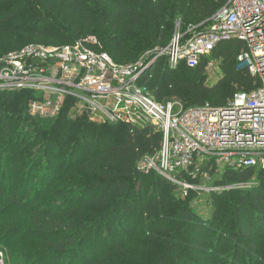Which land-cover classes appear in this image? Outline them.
Returning a JSON list of instances; mask_svg holds the SVG:
<instances>
[{
	"label": "trees",
	"instance_id": "trees-1",
	"mask_svg": "<svg viewBox=\"0 0 264 264\" xmlns=\"http://www.w3.org/2000/svg\"><path fill=\"white\" fill-rule=\"evenodd\" d=\"M106 1L112 6L107 10L105 21L99 22L95 15L97 0H70L64 9H53L52 15L56 18L52 23L48 24L47 20L37 28L35 2L0 0V33L36 31L41 38L63 42L61 47L99 34L102 38L96 50L107 53L118 65L136 63L143 57L150 64L157 53L172 42L177 24L188 36L190 27L207 23L229 0ZM43 7L47 11L52 8L48 0L43 2ZM243 48L242 42L237 40L223 42L195 69L185 63L171 69L167 58L161 57L141 79L159 103L175 100L185 109L207 104L224 107L236 93L252 92L260 86L259 80L238 62ZM148 52L150 54L146 55ZM210 61H219L222 71V78L215 85L207 84ZM34 99L36 95L31 91H0V126L4 125L3 130L8 129L5 119L10 111L16 114L28 112ZM72 105L67 102L56 118L34 117L31 122L35 126V144L29 142L22 154L18 153V147L12 151L16 158L21 156L26 163L33 161L29 168L31 176L36 169L44 175V183L37 188L36 200L30 203L27 191L24 198L13 199V206L17 211L31 210L32 225L38 233H43L37 240L48 244V250H45L48 253L44 252L48 258L58 255L63 258V264H77L78 256H83L86 264H131L122 256L133 244L122 240L130 236L132 226L127 222L135 212L145 221L139 235L145 231L156 251L148 261L138 260L140 264H169L179 258V246L184 244L183 241L193 243V258L196 259L209 252L211 243L215 246L226 243L223 253L229 252L236 264L241 256L246 257V264H263L264 170L226 171L221 177H216L213 171V180L218 178L214 186L249 185L231 191L210 192L212 214L205 220L189 206L201 192H189L183 200L177 184L156 172L138 169L141 160L155 156L160 150L161 134L149 126L137 127L132 133L129 126L121 123L97 124L87 116L72 118ZM121 128L125 132L114 141L113 133ZM106 136L109 137L107 142H102ZM55 137L62 139L63 152L73 144L69 164L60 176L46 163V154L53 150ZM78 143L85 159L75 162ZM12 164L16 170L15 161ZM84 180L87 183L83 184ZM88 193L91 195L86 196ZM136 197L139 200L134 204ZM39 200L48 202V207ZM102 233L105 239L108 238V245L113 243L103 255L98 249V237ZM119 237L122 240L117 242ZM91 247L95 249L93 260H90ZM32 255L27 257L16 252L12 256L15 263L31 264L28 260Z\"/></svg>",
	"mask_w": 264,
	"mask_h": 264
},
{
	"label": "built area",
	"instance_id": "built-area-1",
	"mask_svg": "<svg viewBox=\"0 0 264 264\" xmlns=\"http://www.w3.org/2000/svg\"><path fill=\"white\" fill-rule=\"evenodd\" d=\"M176 28L172 42L150 64L143 57L118 65L96 50L99 43L93 37L59 48L27 46L0 59V91L33 92V117L56 118L72 102L71 116H87L93 123H121L132 133L137 127H151L162 135L160 150L141 160L138 169L177 184L183 200L189 192L248 186L209 183L212 172L219 173L223 166L224 173L264 170V0H229L207 23L190 27L188 39L180 35V24ZM234 40L244 46L240 66L260 86L236 93L224 107L179 109L178 101L159 103L141 79L161 57L171 69L182 63L195 69L219 44ZM215 63L210 61L207 69ZM5 256L0 249V264H8Z\"/></svg>",
	"mask_w": 264,
	"mask_h": 264
},
{
	"label": "rangeland",
	"instance_id": "rangeland-1",
	"mask_svg": "<svg viewBox=\"0 0 264 264\" xmlns=\"http://www.w3.org/2000/svg\"><path fill=\"white\" fill-rule=\"evenodd\" d=\"M29 1L35 2V16L36 19H38L35 25L37 28H41L44 25V22L47 20L48 24L55 20L56 17L52 15V11H54L53 9L55 7L64 9L70 2V0H48V3L52 6V8H48L47 11L43 7V2L45 0H43L41 3H38L37 0ZM8 4L9 2L5 3L1 8L7 6ZM111 6V2L106 0H97L95 15L99 22L105 21L107 19V10H109ZM35 32L14 33L10 35L0 33V59L12 52H16L30 45L59 48L64 44L63 42L54 39L41 38ZM179 33L180 35L185 34L182 28L179 30ZM189 37L191 36L188 35L185 38L188 39ZM93 38H95L99 43V40L102 38V36L96 34ZM147 54H150V52L146 53V55ZM131 64H134V62ZM221 78L222 71L220 70V62L216 61L212 67L207 69V84L215 85ZM19 97L21 96H18V98ZM169 102H173V100ZM180 104L181 106L178 108H184V105L182 103ZM28 112L26 111L16 114V112L10 111L8 118L5 119V124H8L7 131L3 130L4 125L1 124L0 126V233H2V238H0V249L5 252V258L8 264H20L15 263L12 256L16 252L17 254L21 255L24 254L27 257L29 254H34L30 256V260H28L31 264H34L35 262L39 264H63V258L60 256L54 255L48 258V254H44V252H46L45 250H48V244L44 245L42 241L40 242L37 240V238H40L43 233H38L35 227L32 225L31 210H26L25 212L24 210L17 211L13 206V199L24 198L27 191L29 192L27 200L30 201V203L31 201L36 200L38 194L37 188L41 187L40 184L44 183L42 180L44 175H41V173L37 171L38 169L35 170L32 176L29 174V168L32 167L31 164H33V161H28V163H26L27 161L21 158V156L16 158L15 154L12 152L14 149H16V147H18V153L22 154V151L25 149V146H28L29 142H34L33 145L35 144V126L34 122H31L35 118L31 116V114L29 115ZM72 118H77V116H72ZM124 132L125 131L121 128L120 130L113 133V140H117ZM108 138L109 137L106 136V138H103L101 141L107 142ZM52 147L53 150L48 151L46 154V158L48 159V162L46 163L48 166H51L55 171H57L59 173L58 176H60L69 164V151L73 147V144H70L68 150L63 152L65 146L62 143V139L55 137ZM81 151L80 144L78 143V147H76L75 151V153H77L75 162L85 159V154ZM13 161H15L16 170L13 169ZM224 169L225 168L223 166L219 173L216 172V177H221V175L224 173ZM216 177L214 180V177H212L209 186H214L216 179H218ZM30 179L31 183H29ZM85 183H87L86 180H84L83 184ZM90 195L91 193H88L86 196ZM53 200L56 199L53 198ZM137 200H139V197L134 199V204ZM39 201L41 204L45 203L44 200ZM46 204H48V202H46L45 205ZM46 206L48 207V205ZM189 206L193 207L205 220H208L212 214V205L209 193H199L191 200ZM133 217L131 221L129 220L127 222V224H131L132 226L129 230L130 236L124 238L125 240H122V237H119L117 242H120L121 240L122 242L129 240V242L133 245L130 247L128 246L129 248L127 247V250L122 257L128 263L140 264V260L148 261L156 251L151 246L149 241L150 237L145 234V231L142 232V236L139 235L145 225L144 219H142V217H140V215L135 212L133 213ZM187 233L190 234L189 230H187ZM212 236H215V233L212 234ZM13 238H16L17 241L12 242L11 240ZM19 239H23L24 241L19 242ZM107 242L108 238L105 239L104 233H102L98 237V249L101 251L99 254L103 255L106 251H109V247L113 246L112 242L109 245ZM183 242L184 244L179 246V250L181 252L179 258H181H178L174 261H169V264H236L235 261L228 255L229 252L223 253L226 243L222 246H215L213 243H211L209 252L201 254V259H196L193 258V243L186 242L185 244V241ZM94 250V247H91L90 260L94 259ZM46 253H48V251ZM246 263V257L241 256V260L237 264ZM261 263L264 264V259L261 260ZM77 264H86L85 258L83 256H78Z\"/></svg>",
	"mask_w": 264,
	"mask_h": 264
}]
</instances>
